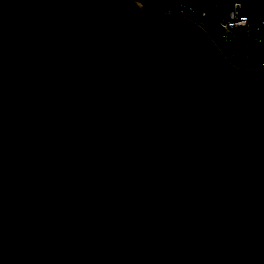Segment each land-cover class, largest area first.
<instances>
[{
    "label": "water",
    "instance_id": "1",
    "mask_svg": "<svg viewBox=\"0 0 264 264\" xmlns=\"http://www.w3.org/2000/svg\"><path fill=\"white\" fill-rule=\"evenodd\" d=\"M0 264H264V68L134 0H0Z\"/></svg>",
    "mask_w": 264,
    "mask_h": 264
},
{
    "label": "built area",
    "instance_id": "2",
    "mask_svg": "<svg viewBox=\"0 0 264 264\" xmlns=\"http://www.w3.org/2000/svg\"><path fill=\"white\" fill-rule=\"evenodd\" d=\"M201 26L239 68H264V0H134Z\"/></svg>",
    "mask_w": 264,
    "mask_h": 264
}]
</instances>
